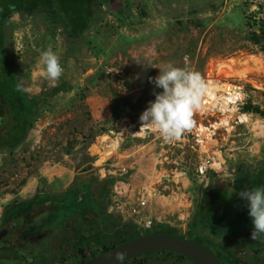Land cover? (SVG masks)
Masks as SVG:
<instances>
[{
  "label": "rangeland",
  "instance_id": "obj_1",
  "mask_svg": "<svg viewBox=\"0 0 264 264\" xmlns=\"http://www.w3.org/2000/svg\"><path fill=\"white\" fill-rule=\"evenodd\" d=\"M126 1L125 6H129V8L125 15H121L124 20L115 17L108 5L104 10L101 9L100 15L102 14L103 20L96 19L92 30L95 33L89 31L86 33V42L89 40L86 48L84 47L86 53H79L76 56L75 54L80 51H72L66 47L64 36L58 31L59 28H53L55 29H52L53 32L46 29L48 22L42 16L33 15V17L25 18L15 14L10 17L5 35L7 62L15 72L26 94L30 98L38 101H40L39 98H42L44 101L36 118L31 123L25 140L13 151L3 150L0 152V174L10 175L18 171L32 172V177H38L39 185L47 186L46 182L37 175V171L48 159H51V163L65 164L62 152L67 146L70 148L69 145H62L61 141L48 133L52 127L57 126L58 119L65 115L63 104L69 102L61 97L69 95L60 93V91H66L69 88V81L78 78L79 71H82L81 66L76 67L75 62L79 60L87 62L89 68L97 70L96 75L111 76L112 78L108 79L111 88H114L112 84H115L116 78L114 75L106 74L104 66L106 64L112 67L123 66L122 68L126 70L124 79L128 91L115 94L117 97L115 119L119 120L118 125L114 121L108 129L88 131L86 135L82 133L80 149L75 151L76 154L65 159L66 162L71 163L72 171L82 173V188H84L83 183H89L90 188L94 190L98 188L107 190L105 182H109V189L112 178L100 179L98 166L108 160L107 164L112 166L116 175L124 174V177L131 182L136 195H144V199L147 201L145 213H152L155 225L158 222L168 224L180 236H188L189 231L194 230L193 227L200 210L204 211L213 223L225 220V218L215 219V215L219 217L226 215L229 226L218 224L206 227L207 225L205 226L199 221L195 226L194 234L192 233L193 235L190 234V236L193 239H198L221 257L227 258L225 248L233 246L237 242L240 244L246 239V241L250 240L248 231L252 229L251 218L248 216L245 206L246 202L238 196V192L234 189L240 186L241 180L258 174L259 170L264 168V139L256 138L253 131L258 128L259 121L252 123L254 125L252 130L250 124L241 122L239 117L240 114L246 113L245 115L252 116L251 120L264 119V0H235L231 3L229 0L230 4L228 3V8L224 10L218 7L205 15L195 14L189 18H175L162 26L158 25L159 21L155 26L151 25V29L146 30L143 35L145 37L139 38V45L135 49L132 48L134 49L132 55L130 52L127 53L132 45L131 42L128 44L131 31H127V29L135 30L139 26L142 28V25L147 24V21L141 20L145 11L140 8L136 10L139 18L126 21L132 17L130 0ZM27 5L29 4H25L26 8ZM53 5L58 9V4ZM53 5L52 8H54ZM99 5L101 4L99 3ZM220 11L224 14H221V19L217 20ZM108 15L109 17L113 16L115 20L108 19ZM64 17L68 19L66 16ZM99 25L102 27L101 30L95 31ZM93 36L102 38L100 45L91 40ZM1 37L2 32H0ZM258 39L260 40L258 41ZM47 48H51L57 54L64 69L60 78L54 83L39 75L33 76L39 55ZM2 54L4 53L1 49V62L4 60ZM117 54H119V58L127 55V62L120 61ZM166 64L197 71L211 85L208 94L201 99L200 108L205 109V112L211 113V115L207 118L208 120H201L195 118V113H192L191 127L184 130L187 133L193 129L192 125L195 126L199 123L204 127L213 125L210 130L202 128L200 131L204 139L202 150L203 152L221 151L226 158V166L219 173L210 172L205 179H198L192 173L200 156H204V154L199 152V149L194 151L188 146L193 142L191 137L189 143L184 145L182 141H179V138L174 139V142H164L157 132L147 133L148 131H146L143 133L139 130L141 126L140 114L148 106V102L154 99V92L161 91L149 82V77H155L159 73L158 68H162ZM3 65L0 66L1 86L7 96H14L16 89L9 82L10 79L4 76ZM134 76L137 78L135 79ZM33 85L35 89L40 87L39 96L35 95L32 89ZM133 89L135 91L132 92V95H126L129 90ZM84 91L85 86L81 85L76 94L72 95L78 96L76 104L70 107L74 110H82L83 114H89L85 110L86 105L79 102L80 97L82 99L83 96H86ZM129 96L137 97L128 104ZM215 97L219 102L213 101ZM227 98L229 103H227ZM222 100H225L223 105L227 106L225 111L224 106H221ZM203 101H207L204 106ZM256 108L260 112H257ZM228 109L229 112L231 111V115L227 114L229 113ZM16 113L17 109L13 116L15 122L16 117H19ZM54 115H59V118ZM110 128L114 130L117 138V133H119L120 136L125 135L126 139L119 144L118 140L114 139L116 137H111L110 144L106 149H102L105 147L103 142L110 140L108 136H103ZM129 131L132 132V135L127 134ZM152 139H155L152 144L154 148L140 156L139 147ZM161 142H164V146L161 145ZM92 144L94 146H90ZM165 177H170L173 180V186L169 192L162 190L161 181ZM0 179H2L1 175ZM41 188L31 200L37 198L35 200L37 203L30 207V212H25L18 217L19 225L29 224L33 228L30 233L33 237L32 243L23 242L25 245L23 248H28V252L25 253L28 264H41L40 259L46 260V258L52 260L53 264L60 262L59 256L54 253L53 245L56 243L55 239L58 240L59 237L60 242L64 243V238L61 236L69 223V215H71L69 213L73 212L67 211L68 196L62 195L64 196L62 198H66L65 204L59 198L55 199L54 196L42 197L41 193L45 191ZM220 188H229L227 190L229 192L217 194L221 201L218 200L219 204L213 207L214 200H217V195L213 194ZM4 189V186H0L1 193L8 194L10 190ZM208 193L212 194L211 200ZM59 202L61 204L59 209L63 211L54 209L55 204L58 205ZM10 206L4 207V214H9L8 207ZM216 207H219L218 210ZM18 210L20 208L16 209V211ZM41 212L44 213L40 214L42 217H39ZM257 238L256 240H258ZM0 242L8 244L10 240L3 239ZM42 243L43 246H41ZM256 244H259V240ZM18 248H22V246L19 245ZM40 248L43 253L50 250V255L48 253H46L48 256L39 254ZM64 258L67 262L71 257L66 255ZM3 260L5 258L0 257V262L6 261ZM74 260L78 261L79 259ZM145 261L144 264H192L189 260L185 263L177 256L168 253L150 254ZM136 263L135 260L131 264Z\"/></svg>",
  "mask_w": 264,
  "mask_h": 264
},
{
  "label": "crops",
  "instance_id": "obj_2",
  "mask_svg": "<svg viewBox=\"0 0 264 264\" xmlns=\"http://www.w3.org/2000/svg\"><path fill=\"white\" fill-rule=\"evenodd\" d=\"M94 1H95L94 4H95L96 9L98 8L100 10L99 11L95 10V17L93 18V20H90L91 24H89V27L87 28V31H89L90 33H95L92 31L93 25L96 19L98 20L102 19L101 18L102 14L100 15L101 9L104 10L106 5H108V0H94ZM122 1L124 4L123 8H121L117 14L110 11L111 13L115 14V17H118L121 19H123L121 15H125V13L127 12L129 8V6H125V2L127 1L126 0H122ZM232 1H235V0H230V3ZM97 2H99L101 5L98 6L99 3ZM130 3H131L130 12H131L132 17L131 19H127L126 21H129L132 19L136 20L137 18H139L136 12L138 8H140V10L145 11L143 13V18H141V20L147 21V24L145 23L144 25H142V28L139 26L135 30L127 29V31H131V35L129 36V39H128V44L130 42L132 43L127 53L130 52L132 55L133 54L132 52H134V49L138 47L139 45L138 43L139 38L141 39V37H145L143 35L146 33V30L152 28L151 25L155 26L156 23L158 24V22L160 21L158 25L162 26L166 22H170L172 19H175V18L176 19L178 18L182 19L184 17L189 18L191 16H194L195 14L205 15V14H208L214 11V8H218V7L224 10L228 8L229 0H130ZM221 14H222L221 11L218 12L217 20L221 19L224 12L222 15ZM133 16H136V17H133ZM128 17H130V15H128ZM108 19H112V21L115 20L113 16L109 17V15H108ZM112 21L110 20V22ZM152 23H155V24H152ZM46 25H48V23H46ZM101 28H102L101 25H99L95 29V31L96 30L100 31ZM91 40L97 45H100V41L102 40V38L100 36H97V37L93 36ZM88 43H89V40L88 42H86L85 46ZM85 48H83L82 51L77 50L80 52L75 54V56L78 55L79 53H86ZM98 49H101V48H98ZM118 56L119 54H117V57ZM119 59L120 61L123 60L124 62H127L128 56L125 55V56L120 57ZM75 63L77 64L76 67L81 66L82 71H79L78 78H73V80L69 81L70 83L69 88L66 91L61 89L62 91H60V93H63V94L67 93V95H69V96H61V97H63V99L68 100L69 102L68 103L66 102L63 104L64 106L63 113H65V115H62L60 118H59V115H56V116L54 115V117L59 118L58 119L59 121H58L57 126L52 127L49 130L50 133H48L49 135L54 136L55 139L61 141L62 145L70 146V148L68 146L64 148V151L62 152L65 159L70 158L72 154L74 153L76 154L75 151L80 149L81 147L80 135L82 133H84L83 135H86L88 131L97 130L101 128L108 129V127L112 125L114 121L117 120V118L115 119V116H116L115 115V112H116L115 101L117 102V97L115 96V94L117 95V93L113 87H112L113 89L111 88V84L109 83V80H108L112 77L106 76L105 74L96 75L95 72L97 70H95L92 67L89 68L87 62H82L79 60V61H76ZM81 85L85 86L84 93L86 96H83L82 99L80 97L79 102H83L84 105H86L85 107L87 108L85 110H87L89 114H83L82 110H74L72 107H70L76 104L75 102L78 99V96H72V95L76 94L77 90L79 89V87H81ZM113 85L115 86V84H112V86ZM32 89L34 90L35 95L37 96L40 95L39 93L40 87H37L35 89L33 85ZM134 91L135 89L131 91L129 90V92L126 95L128 94L132 95V92ZM135 97L137 96H129L128 104H130V101L135 100ZM39 100L44 101L42 100V98H39ZM49 112H54V111H49ZM242 114H246V113H242ZM242 114H240L239 117ZM247 115L249 116V119H250V122L248 124H250V126L252 127V130L254 129V125L252 123L259 121V123L261 122L264 124V119L257 118V119L251 120L252 116L249 114ZM239 121H241L240 118H239ZM145 128L147 127L142 126L143 130H140V131L145 133L146 132L144 130ZM253 131H254L256 138H259V140L264 139V133L260 134L259 128H257L256 130L254 129ZM48 140L47 141L50 142V139ZM154 141L155 139H152L148 143H145L144 145L140 146L138 150L139 155L141 156L144 152H147V151L150 152L151 148H154V145H152ZM58 146H61V145H58ZM65 159L63 160L65 164H62L61 162L51 163L50 161L51 159H48V161H46L44 165L41 168H39V170L37 171V175H39L41 179L44 182H46L47 186H44L41 184L39 185V183L37 182L38 177H32L33 173L26 171L25 173L23 172L22 174L24 175L25 179L22 180L23 183L18 189H15L13 186H9L5 188V189L10 190L8 194H2L0 191V224L2 222V216L4 212L3 210L6 205H11L12 207H15L16 205L18 206L22 202L25 204L31 202V200L37 194L38 189L41 187H42L41 190L43 189L45 191L41 193V195L43 194V196L45 195L49 197L54 196L56 197L55 199L59 198L60 201H63L66 204V201H65L66 198H62L64 197L62 196L64 194L66 195V197L68 196L67 199L69 200V203H72V199H73L72 195H76V192L80 191V189L82 188L81 178L83 176H82V173H75L74 170L72 171V168L70 167L71 163L66 162ZM102 165H103V162L99 164L98 166V174L100 173V169H102L101 168ZM60 205H61L60 202L58 205L55 204L54 209L61 210L59 209ZM44 212L39 213V216L40 214H43ZM55 213L58 214L60 212H55ZM145 217L152 219V213L150 214L145 213ZM55 241H56L55 248L57 250H60V248L63 246L62 243L60 242V239L58 240L55 239ZM42 244L41 246H43ZM25 261L27 262V259ZM21 264H23V259L21 260ZM25 264H28V263H25Z\"/></svg>",
  "mask_w": 264,
  "mask_h": 264
},
{
  "label": "trees",
  "instance_id": "obj_3",
  "mask_svg": "<svg viewBox=\"0 0 264 264\" xmlns=\"http://www.w3.org/2000/svg\"><path fill=\"white\" fill-rule=\"evenodd\" d=\"M33 1L34 3L31 5V8L35 7V8L47 9L48 20H52V18H58V17L61 18L63 24L66 25V31L69 34H71L73 38L77 37V35H80L81 33H83V35L86 34L87 28L89 26L90 18L92 15V5L95 2L94 0H30L28 1V4L30 5ZM55 3L58 4V9H56L55 6L53 5ZM52 5L54 6V8L51 7ZM64 16H66L68 19H66ZM259 40L260 39H258V41ZM263 40H264V34H263ZM17 93L18 95H20V93L22 92L17 90ZM4 98L7 103L9 102L11 104V111L9 112L8 117H6V119L3 122L2 120H0V147L14 150L25 140L31 128V123L36 118L37 112L39 108L41 107V105L43 104V101H38L36 99L30 98L29 96H4ZM16 109H17L16 114L19 115V117H16V122H15L13 119V116H14ZM256 111L260 112L258 108H256ZM243 177H246V176H243ZM105 183L107 186V191L104 193L103 190H99L103 192L102 195L99 193V200H105V195L106 194L108 195V191H109L108 183L109 182H105ZM240 183H241L240 186H237L234 189L237 192H239L242 187L243 189L245 188L250 189L251 187L263 186L264 185V168L259 170L258 174H253L252 176L246 177V179L241 180ZM228 189L220 188L218 189V194L221 195V193L223 192L228 193L229 192L227 191ZM88 196L82 195L80 191H77L76 195H72V198H73L72 203H69V207L67 208V211H73L72 213H69V214L74 215L73 217H79V216H82L83 214L82 212H85L86 214V207L88 206V207H91L92 209L91 211L98 214V218H97L98 225L105 227L108 231V233L106 234H102V233L99 234L100 235V239H99L100 249L99 250L102 251V250L111 249L123 241L135 238L145 232H149V230H144L143 228H141L140 226H138L137 224L133 222H125V221H122L120 218L111 215L110 213H105V211L102 212L99 206L93 205L90 197ZM216 199L217 201L219 200L218 195ZM35 200L27 203V206L25 205L24 208H20V210L18 211L11 212V214L14 213V215L19 217L23 213L30 211L29 210L30 207L32 205H35L34 203H37ZM199 221L205 224V226L207 225L206 227L208 226L213 227L218 224L222 226H229L227 222L213 223L212 221L209 220V217H207V214L205 215V212L202 210H200L198 213L196 224ZM195 226L193 227L194 228L193 231L192 230L189 231L187 237L192 238L190 234L191 235L194 234V231L196 229ZM201 229H202V226H201ZM151 231L160 232V233L167 232L173 235H177L174 228L162 222L156 223V225L152 228ZM251 231L252 229L248 231L250 232L249 237H251L250 236ZM195 240L199 241L198 239H195ZM246 240H243L244 242L240 244H238L237 242L236 245L243 246V244H252L251 242L255 241V240H252L251 238L248 241ZM236 250L237 249L235 247L228 246L227 248H225L224 251L226 253L227 258L221 257L217 253L216 254L221 259L223 264H258L259 256H260L258 255V251L255 252V256L253 257L254 262H251L250 261V259L252 258L251 256H246V257L243 256L241 259L235 253ZM168 254L175 255V256L177 255L178 258L187 259L186 257L178 255V254H173V253H168ZM146 258H148V255H145L138 259L141 260L140 263H142L143 260ZM84 260L85 259L80 261L79 264L83 263ZM132 262H134V260ZM69 264H75V263H73V261L71 260Z\"/></svg>",
  "mask_w": 264,
  "mask_h": 264
},
{
  "label": "flooded vegetation",
  "instance_id": "obj_4",
  "mask_svg": "<svg viewBox=\"0 0 264 264\" xmlns=\"http://www.w3.org/2000/svg\"><path fill=\"white\" fill-rule=\"evenodd\" d=\"M26 3L23 2L22 6L17 9L15 12H12L8 15H6L0 22V32H2V37L0 38V51L2 49V52L4 54L3 62L0 61V66L2 64L3 65V69H4V76H7L10 79V83L12 84L13 87H15L16 89V93L14 94V96H28L25 92V90L22 88V84L18 81L17 76L15 74V72L13 71L12 67L9 65V63L7 62V57H6V38L5 35L7 33L8 27H7V23L8 20L10 19V17L14 16L15 14H18L20 16H24L25 18H29V17H33V15H39L42 16V18H44L45 20H47L48 25H47V29L48 30H52L53 28H59L62 35L64 36V42L67 48H69L72 51H77V50H82L85 47L86 44V34L83 35V33H81L80 35H77V37L73 38L71 36V34H69L66 31V25L63 24L62 19L61 18H52V20H48V11L47 9H43V8H31V4L29 6H27V8L24 6ZM95 4L92 5V15L90 20H93V18L95 17ZM44 21V20H43ZM55 30V29H53ZM53 30L51 32H53ZM7 50V49H6ZM6 62V63H4ZM2 67V66H1ZM17 90L21 91L22 93H20V95H18ZM4 96H7L3 87L1 86V81H0V120H2V122L6 119V117H8L9 112L11 111V104L5 101ZM30 97V96H29ZM10 109H9V108ZM13 151L10 150L8 148H2L0 147V152L2 151ZM90 184L89 183H84V188L80 189V192L82 195H89L88 197H90L93 205H97L100 207V210L102 212L105 211V213H109L107 205H106V200H108V195H105V200H99V193L102 195V191L100 188L94 190L92 188H90ZM88 188V189H87ZM90 188V189H89ZM104 191V193L107 191L105 188L102 189ZM99 191V192H98ZM218 192L214 193L213 195H217ZM210 195L209 199H212V194ZM45 196V195H44ZM43 196V197H44ZM216 201V202H215ZM220 202V200H219ZM105 203V204H104ZM214 206H217L219 203L217 202V200H214ZM25 203L23 204H19L18 206L16 205L15 207H8V209H10L9 214L7 215L6 213L4 214L3 212V216H2V222L0 224V230L2 229H7V234L5 237H3L0 240L3 239H8L10 240V242L7 244H3L0 242V257L5 258L4 263L0 262V264H11V263H20L21 264V260L23 259V264L26 263V258H25V253L28 252V248L25 249L23 248L24 243L26 242L27 244L32 243V238L30 233L31 230L33 229L32 226H30L29 224H22L19 225V219L18 216L11 214V212H15L16 209L18 208H24L25 207ZM232 206V205H231ZM219 207H216V210H218ZM211 209V208H210ZM91 207H86V214L85 212H82V216L79 217H73L72 215L70 216V220L69 223L67 224V227L64 231V234L61 236L62 238H64V243L62 244L63 246L60 248V250H57L55 247V243L53 245V250L54 253L57 254L58 259L60 262L58 263H54V264H69L72 261H75L74 259H79L78 261H75L73 263H77L79 264L80 261H82L83 259L84 262L88 259H90L92 256H95L97 254H99V252H101L100 249V233L102 234H106L108 233L107 229L105 227L99 226L98 225V214L94 213L93 211H91ZM30 212V211H29ZM113 216H116L115 214L110 213ZM117 217V216H116ZM218 218H225L224 221H220V222H227V216L226 215H221V217H219L218 215H215V219ZM216 222V221H215ZM217 222V223H220ZM22 223V222H21ZM39 228V227H36ZM260 238H257L259 240V244H256V242H258V240L255 239V241L251 242L252 244H243V246L240 245H233L230 247H235L236 250V254L238 257H240L242 259L243 256H251L252 258L250 259L251 262L253 261V257L255 256V252L258 251V255L259 256V262H260V258L262 253L264 252V235H259ZM55 239V238H54ZM60 239V237H59ZM54 241V240H53ZM55 242V241H54ZM63 242V239H62ZM21 245L22 248H18V246ZM43 245V244H42ZM225 247V246H224ZM227 247V246H226ZM55 248V249H54ZM41 252H38L41 255H46L48 256V254L50 255V250H47L46 253H43V250L40 248ZM58 252V253H57ZM98 252V253H97ZM97 253V254H95ZM66 255H69L71 258L66 262V258H64ZM61 256V257H60ZM177 256V255H176ZM147 259V258H146ZM146 259L143 260L142 263H140L141 260L137 259V263L136 264H144L146 263ZM181 259L182 261H185V263L188 262V258L187 259H183V258H178ZM192 264H194L191 260H189ZM258 262V264H259ZM40 263L41 264H53L52 260L47 259L46 260H42L40 259ZM133 263V262H131ZM128 263V264H131ZM82 264V263H81ZM123 264H127V263H123ZM176 264V263H174Z\"/></svg>",
  "mask_w": 264,
  "mask_h": 264
},
{
  "label": "clouds",
  "instance_id": "obj_5",
  "mask_svg": "<svg viewBox=\"0 0 264 264\" xmlns=\"http://www.w3.org/2000/svg\"><path fill=\"white\" fill-rule=\"evenodd\" d=\"M155 77H149V82L155 88L154 99L139 116L142 126L157 132L164 142L179 138L181 133L191 127V116L201 108V99L209 92L211 85L199 72L187 68L166 64L158 68ZM64 69L57 54L51 49L43 50L35 64L33 76L54 83L60 78ZM245 201L248 216L251 218V239L264 235V186L245 188L238 192Z\"/></svg>",
  "mask_w": 264,
  "mask_h": 264
},
{
  "label": "built area",
  "instance_id": "obj_6",
  "mask_svg": "<svg viewBox=\"0 0 264 264\" xmlns=\"http://www.w3.org/2000/svg\"><path fill=\"white\" fill-rule=\"evenodd\" d=\"M104 70L106 74L115 76L116 85L114 86V89L116 93L127 91L124 79V77L126 76V70L122 68V66L112 67L111 65L108 66V64H106L104 66ZM134 77L135 79L137 78V76ZM206 104L207 101H203V106ZM193 113H195V118L201 120H208L207 118L211 115V113H206L205 109H200L198 111H194ZM118 121L119 120L115 121L117 125ZM135 128L136 127L134 126V129ZM192 128L193 129L191 131L189 130L187 133L183 131L179 136V141H182L184 145H186L185 143H189L191 137L193 142L188 146L191 147L194 151H197L199 149V152L204 154V156H200V160L196 164L195 168L192 169L193 175L198 179H205L210 172L219 173L224 170L226 166V158H224V155L221 151L211 152L209 150L203 152L202 150L204 139L202 138L200 131L202 130V128L210 130V128H213V125L204 127L203 124L199 123L195 126L192 125ZM139 130H143L142 127H139ZM144 130L148 131L147 133L151 131L149 128H145ZM131 133V131L127 132L128 135H132ZM103 136H108V138H110V140H105V142H103L105 144V147L102 149H106V147L110 144L111 137H116V134L114 130L110 128L108 132H106ZM117 136L118 138L116 137L114 139L118 140L119 144L123 143L126 139L125 135L120 136L119 133H117ZM170 142H174V140ZM163 144L164 142L161 143V145ZM90 146L94 145L92 144ZM89 150H91V148ZM107 162L108 160H105L103 162V165L101 167L102 169H100V173L98 174V176L100 178H112L111 185L108 191L109 213L115 214L122 220L133 222L144 230L151 231L155 226V222L152 219L145 217L147 201L144 199V195H136L131 182L124 177V174L116 175V171H114L112 166H109ZM22 174L23 173L20 171L13 172L10 175L0 174L2 178L0 179V186H4L5 188L13 186L15 189H18L23 183L22 180L25 179L24 175ZM113 177H115V179H113ZM172 181L173 180L170 177L163 178V180L161 181L163 192L170 191L169 189H171L173 186Z\"/></svg>",
  "mask_w": 264,
  "mask_h": 264
},
{
  "label": "water",
  "instance_id": "obj_7",
  "mask_svg": "<svg viewBox=\"0 0 264 264\" xmlns=\"http://www.w3.org/2000/svg\"><path fill=\"white\" fill-rule=\"evenodd\" d=\"M28 1L24 0L26 4ZM22 4L23 0H0V22L6 15L19 9ZM123 5L122 0H108V6L114 13H118ZM106 205L109 209L108 200ZM7 232V229L0 230V239L5 237ZM153 253L178 254L188 258L194 264H223L217 254L200 241L187 236L152 231L123 241L111 249L102 250L82 264H128ZM259 264H264V252Z\"/></svg>",
  "mask_w": 264,
  "mask_h": 264
},
{
  "label": "bare ground",
  "instance_id": "obj_8",
  "mask_svg": "<svg viewBox=\"0 0 264 264\" xmlns=\"http://www.w3.org/2000/svg\"><path fill=\"white\" fill-rule=\"evenodd\" d=\"M221 95V94H220ZM219 96V95H218ZM224 96H226V95H224ZM220 99V98H219ZM228 99V98H227ZM213 100V99H212ZM215 100H217V102H219L218 101V98L217 97H215L214 98V102H215ZM224 102H225V100H222V104H221V106L224 104ZM221 103V102H220ZM227 103H229V99H228V102ZM220 106V107H221ZM224 106V111L227 109V106H226V104L225 105H223ZM209 109V108H208ZM228 112H229V109L227 110ZM227 114H230L231 115V111L229 112V113H227ZM240 118H241V120H242V122H247V123H249V121H250V119H249V117L247 116V115H245V114H242L241 116H240ZM147 127V126H146ZM258 128H259V130H260V134L261 133H264V124L263 123H259V126H258Z\"/></svg>",
  "mask_w": 264,
  "mask_h": 264
}]
</instances>
